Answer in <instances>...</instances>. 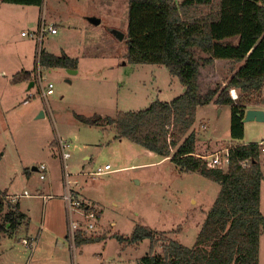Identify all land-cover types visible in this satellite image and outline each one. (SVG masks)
<instances>
[{
	"label": "rangeland",
	"instance_id": "rangeland-1",
	"mask_svg": "<svg viewBox=\"0 0 264 264\" xmlns=\"http://www.w3.org/2000/svg\"><path fill=\"white\" fill-rule=\"evenodd\" d=\"M44 16L48 24L58 25V33H45L40 42L36 35ZM94 18L101 22L93 23ZM127 28L128 0H43L42 6L0 0V196L7 191L6 201L19 202L27 215L23 224H8L9 231H0V264H140L149 252L162 255V239L152 248L149 239L128 244L115 238L130 236L138 225L188 247L196 243L220 185L117 138L112 126L87 125L75 117L114 118L120 111L145 109L153 101L169 102L183 94V85L167 67L126 62V38L118 40L110 30L126 34ZM41 50L56 55L65 51L77 59L80 70L71 74L65 68L41 66L44 83L54 84L47 99L37 86L36 56ZM34 60V87L30 81L12 84L13 75L31 69ZM238 66L219 61L203 67V93L224 85ZM230 95L234 99L231 90ZM260 97L247 109H264V89ZM230 126L231 106L212 102L198 107L192 127L197 152L211 159L239 142L264 141V121L245 122L240 141H233ZM62 141L70 143L66 160ZM260 160L264 173V152ZM107 163L112 172L93 174ZM41 164L47 167L44 179L33 169ZM25 190L30 194L24 195ZM69 192L81 203L78 211L90 205L98 216L94 229L87 230L89 219L77 211L79 227L86 236L102 240L80 246L72 241L65 197ZM261 211L264 214V183ZM32 239L37 245H30ZM259 260L264 264V231Z\"/></svg>",
	"mask_w": 264,
	"mask_h": 264
},
{
	"label": "trees",
	"instance_id": "trees-1",
	"mask_svg": "<svg viewBox=\"0 0 264 264\" xmlns=\"http://www.w3.org/2000/svg\"><path fill=\"white\" fill-rule=\"evenodd\" d=\"M1 1L28 6L43 4V0ZM125 38L126 62L167 67L183 85V94L169 102L153 101L145 109L120 111L114 118L98 114L75 117L83 124L114 127L117 138L169 158L186 172L202 174L217 182L220 190L192 247L142 225L136 226L130 236L117 234L115 238L128 244L149 239L152 248L157 239L163 240L162 255L149 252L140 264H259L260 237L264 231V173L260 160L263 146L259 142L235 144L228 149L225 170L210 167L208 160L197 152L198 136L192 127L198 107L212 102L229 105L231 138H244L247 105L254 98H261L264 89V0H128ZM219 61H232L239 66L224 85L203 93L201 69ZM77 63V59L64 52L40 53L39 64L48 69H75ZM32 77V72L23 71L15 74L12 82L31 81ZM232 89L238 91L236 99L230 95ZM6 194L0 196V231L4 232L9 231L8 224L13 228L24 218L18 202L6 201ZM98 240L102 239L88 237L78 230L75 244Z\"/></svg>",
	"mask_w": 264,
	"mask_h": 264
},
{
	"label": "built area",
	"instance_id": "built-area-1",
	"mask_svg": "<svg viewBox=\"0 0 264 264\" xmlns=\"http://www.w3.org/2000/svg\"><path fill=\"white\" fill-rule=\"evenodd\" d=\"M57 32V28L53 25V24H48L46 22V18L45 16L41 19V23H40V29L38 34L36 35V38L38 39V41L40 40V42H42V38L45 35V33H56ZM23 34H25V32H23ZM39 59V58H38ZM37 66H39V70L37 72V86H38V91L41 94V96L44 99H47V97L49 95H52L54 92V84L51 82L48 83H44V77L43 74L40 71V67L41 65L39 64V60H38V64ZM234 99L238 97V95L236 94L235 96H233ZM260 144L263 146L262 147V151L264 152V141L260 142ZM61 146H62V158L63 160L69 158L70 154L64 149L65 148V144L63 142H61ZM228 149L225 151H218L216 152L214 155H212L211 159H209L207 156H202L203 158H206L208 160V165L210 167H227L229 160H228ZM40 177L43 179L45 178L44 176V171L46 170V166L45 165H41L40 166ZM112 166L108 163L105 164L104 166H99L97 168V170L93 173L94 175H104L107 174L109 172H112ZM68 175V174H67ZM28 193L25 192V195H27ZM66 200H67V204H68V209H69V215H70V219H71V239L73 242H75V237H76V233L78 230H82L78 223L75 221L74 217H73V213L77 212L80 209L81 203L80 201H78L75 196L69 192L66 196ZM87 209L84 210V212L82 210L78 211L82 214V216H85L87 219H89V223L87 225V230H93L95 227V222L97 221V215L96 213L90 208V207H85ZM84 235H86L84 233Z\"/></svg>",
	"mask_w": 264,
	"mask_h": 264
},
{
	"label": "water",
	"instance_id": "water-1",
	"mask_svg": "<svg viewBox=\"0 0 264 264\" xmlns=\"http://www.w3.org/2000/svg\"><path fill=\"white\" fill-rule=\"evenodd\" d=\"M92 22L95 24H99L101 22L100 19H92ZM111 34L118 40H123L126 36V34L118 29H111ZM69 73L75 74L77 71L73 69H68ZM34 85V82H30L29 87H32ZM41 117L43 116V112H41ZM248 121H264V110L262 109H247L244 122Z\"/></svg>",
	"mask_w": 264,
	"mask_h": 264
},
{
	"label": "crops",
	"instance_id": "crops-1",
	"mask_svg": "<svg viewBox=\"0 0 264 264\" xmlns=\"http://www.w3.org/2000/svg\"><path fill=\"white\" fill-rule=\"evenodd\" d=\"M95 19H97V18H95ZM56 24V23H55ZM54 25V24H53ZM98 25V24H97ZM55 26V25H54ZM57 24H56V28H57ZM58 33V28H57V32L56 33H54V34H57ZM48 34H52V33H48ZM43 39V38H42ZM38 40V39H37ZM42 51V50H41ZM46 51V50H45ZM48 52V51H47ZM65 53V51H62V53ZM50 53V52H49ZM61 53V54H62ZM53 54V53H52ZM60 54V55H61ZM56 55V54H55ZM69 56V55H68ZM36 58L38 59V58H40V54L38 55V57L36 56ZM35 60H34V66L31 68V69H28V70H26V69H24V70H21V71H19V72H17V73H20V72H22V71H30V72H32L33 73V70L35 71ZM38 64V63H37ZM51 69H53V68H51ZM73 70H76L77 72L75 73V74H78L79 72H80V70H79V67H78V65H77V68H75V69H73ZM17 73H15V74H17ZM14 74V75H15ZM13 75V76H14ZM30 82H34V81H30ZM30 82H27V83H29V85H30ZM11 83L12 84H19V83H22V82H19V83H13L12 81H11ZM35 84V83H34ZM32 87H34V85L32 86ZM231 91H235L237 94H238V92H237V90L236 89H232ZM39 92V91H38ZM54 93V92H53ZM258 109H262V108H258ZM262 110H264V109H262ZM43 112V111H42ZM81 115V114H80ZM42 117H44V113H43V116ZM63 142V141H62ZM64 143V142H63ZM239 143H241V142H239ZM66 146H65V150L68 152V150H67V148H69L70 147V143H64ZM61 148H62V146H61ZM224 150H227V149H224ZM151 152V151H150ZM69 153V152H68ZM62 154V153H61ZM70 154V153H69ZM70 157V156H69ZM108 164V163H107ZM42 165V164H41ZM40 165V166H41ZM44 165V164H43ZM40 166L39 167H34L33 169H34V171H38V173H40ZM46 170H47V167H46ZM46 170L43 172V173H45L46 172ZM68 173V172H67ZM110 173V172H109ZM24 174H26V175H28V173L27 172H24ZM41 174V173H40ZM108 174V173H107ZM105 175V174H104ZM44 176H45V174H44ZM41 178V177H40ZM42 179V178H41ZM44 179V178H43ZM264 183V182H263ZM24 192H27L28 194L27 195H29L30 193L27 191V190H25ZM4 193H7V191H5ZM6 195H8V193L6 194ZM25 195V194H24ZM79 195V194H78ZM21 196H23V194H20L19 195V198H21ZM79 198V197H78ZM18 204H19V202H18ZM68 205V204H67ZM90 205H87L86 207H89ZM19 210H20V212L24 215L23 217V219L22 220H20L21 222H19V224H23L24 223V221L25 220H27L26 219V217H27V215H26V213H24L22 210H21V207H20V204H19ZM76 213V212H75ZM75 213H73V217L75 216ZM81 214V213H80ZM33 240V239H32ZM24 241H26V240H24ZM24 243H27V242H24ZM34 243H36V240H33V244H32V242H31V244L30 245H34ZM27 244H29V242L27 243ZM36 245H37V243H36ZM35 245V246H36ZM37 247V246H36ZM260 249V248H259ZM259 264H260V260H259Z\"/></svg>",
	"mask_w": 264,
	"mask_h": 264
},
{
	"label": "bare ground",
	"instance_id": "bare-ground-1",
	"mask_svg": "<svg viewBox=\"0 0 264 264\" xmlns=\"http://www.w3.org/2000/svg\"><path fill=\"white\" fill-rule=\"evenodd\" d=\"M233 92H234V94L236 95L235 91H233Z\"/></svg>",
	"mask_w": 264,
	"mask_h": 264
}]
</instances>
